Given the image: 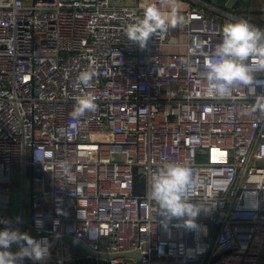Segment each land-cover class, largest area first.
<instances>
[{"label": "built area", "instance_id": "1", "mask_svg": "<svg viewBox=\"0 0 264 264\" xmlns=\"http://www.w3.org/2000/svg\"><path fill=\"white\" fill-rule=\"evenodd\" d=\"M193 1L183 25L141 48L125 28L143 16L144 0H0V198L15 163L32 186L29 222L24 209L18 218L0 209V221L50 245L44 261L22 263L72 264L66 235L94 252L137 251L140 264H264V114H249L243 88L208 97L202 76L223 24L264 27ZM170 44L185 51H165ZM85 70L93 86L78 88ZM84 93L97 109L74 121ZM180 160L197 181L195 228L188 217L165 218L147 195L151 172Z\"/></svg>", "mask_w": 264, "mask_h": 264}, {"label": "clouds", "instance_id": "2", "mask_svg": "<svg viewBox=\"0 0 264 264\" xmlns=\"http://www.w3.org/2000/svg\"><path fill=\"white\" fill-rule=\"evenodd\" d=\"M182 0H144L140 7L143 16L125 28L126 38L144 48L153 36L165 35L169 28H176L185 22L181 15ZM202 45L193 49L195 54ZM264 73V29L251 24L247 19L226 22L221 28V39L211 53H204V71L206 86L203 92L208 97H231L237 88H243L245 98L253 97L249 104L250 113L264 114V93H257V88H264V79L257 74ZM95 77L93 70H85L76 78V86L91 88ZM246 89V91H245ZM96 98L90 93L76 97L71 118L78 121L86 113L97 109ZM65 172L71 165L62 164ZM192 168L187 160L169 161L153 170L149 177L148 199L155 202L158 212L167 219H181L189 228H195V218L201 205L194 203L189 193L196 186ZM6 227L0 230V264H22L25 258L44 261L49 255V242L37 240L27 233L11 227L10 221H0ZM13 244L19 248L12 252Z\"/></svg>", "mask_w": 264, "mask_h": 264}, {"label": "crops", "instance_id": "3", "mask_svg": "<svg viewBox=\"0 0 264 264\" xmlns=\"http://www.w3.org/2000/svg\"><path fill=\"white\" fill-rule=\"evenodd\" d=\"M189 1L192 2L194 5H197V3L194 2L193 0H182L181 14L186 10V6H187V3ZM207 3H209L211 5H217L215 0L208 1ZM236 9L237 10L241 9L240 11L244 10L246 12V13H242V12L237 13L236 12L237 15H239V16L243 15L242 17L249 18L253 21H256V22H258V24H260L261 26L264 27V0H238V4L236 6ZM256 12H262V13H256ZM180 40L184 41L185 38L181 35ZM165 51H167V52H184L185 47L184 46L178 47V46L170 44V45L165 46ZM10 175H11V173H10ZM10 175L8 176V178H3V180H5L8 184L10 182ZM9 186L11 188L9 193L3 192L1 195L0 209H2L6 214H8L12 218H18L21 215V210L24 209L25 210V217H26V215H27L26 205L29 203V208H30V198H29V201L27 202V197L25 195V198L22 201L21 196L19 197L17 195V190L24 188V191H25L26 179H25L24 185H22V180H21L19 187H16L17 186L16 184L14 186H11L9 184ZM30 188L32 189L31 183H30ZM30 193H31V191H30ZM29 219H30V215H29ZM22 264H27V263H22Z\"/></svg>", "mask_w": 264, "mask_h": 264}, {"label": "water", "instance_id": "4", "mask_svg": "<svg viewBox=\"0 0 264 264\" xmlns=\"http://www.w3.org/2000/svg\"><path fill=\"white\" fill-rule=\"evenodd\" d=\"M216 4L224 9L230 10L232 12L237 13H246L244 10L240 11L236 9L238 4V0H215ZM262 13V12H256ZM135 185H134V193L135 194H143L145 190L144 186V177L138 178V175H135ZM35 233L33 232V235ZM61 239L64 244L68 245H78L83 249V254L79 257H75L72 264H111L110 261H119L114 264H126L127 260H133L135 264H140L141 257L137 251L125 252V253H102V252H94L91 251L86 244L79 240L72 238L70 236L62 235Z\"/></svg>", "mask_w": 264, "mask_h": 264}, {"label": "rangeland", "instance_id": "5", "mask_svg": "<svg viewBox=\"0 0 264 264\" xmlns=\"http://www.w3.org/2000/svg\"><path fill=\"white\" fill-rule=\"evenodd\" d=\"M21 182V167L18 163H15L12 165V170H11V175H10V182L9 184L11 186H14L15 184L17 185L16 187H19ZM30 170H27V174H26V187H25V195L27 197V202L29 201L30 198ZM18 189V188H17ZM20 189V188H19ZM20 190H17V195L20 197ZM18 203V202H17ZM26 222H29V215H30V208H29V203L26 205ZM67 248L70 250V252L72 253V255H74L75 257H79L81 256L84 252L83 249L80 248L78 245H68L67 244ZM126 264H135L133 260H127Z\"/></svg>", "mask_w": 264, "mask_h": 264}, {"label": "trees", "instance_id": "6", "mask_svg": "<svg viewBox=\"0 0 264 264\" xmlns=\"http://www.w3.org/2000/svg\"><path fill=\"white\" fill-rule=\"evenodd\" d=\"M205 1H207V2H208V1H211V0H205Z\"/></svg>", "mask_w": 264, "mask_h": 264}]
</instances>
